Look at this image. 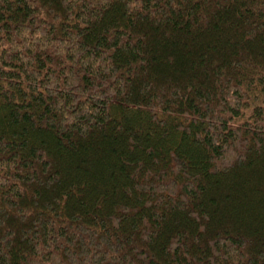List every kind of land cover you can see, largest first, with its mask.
I'll return each mask as SVG.
<instances>
[{"label": "trees", "instance_id": "obj_1", "mask_svg": "<svg viewBox=\"0 0 264 264\" xmlns=\"http://www.w3.org/2000/svg\"><path fill=\"white\" fill-rule=\"evenodd\" d=\"M0 264H264V0H0Z\"/></svg>", "mask_w": 264, "mask_h": 264}]
</instances>
